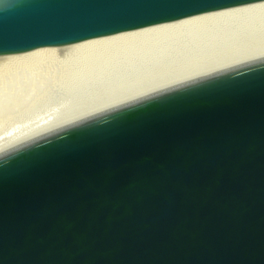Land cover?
<instances>
[{
	"label": "water",
	"instance_id": "95a60500",
	"mask_svg": "<svg viewBox=\"0 0 264 264\" xmlns=\"http://www.w3.org/2000/svg\"><path fill=\"white\" fill-rule=\"evenodd\" d=\"M264 0H0V56ZM0 264H264V56L0 149Z\"/></svg>",
	"mask_w": 264,
	"mask_h": 264
},
{
	"label": "bare ground",
	"instance_id": "6f19581e",
	"mask_svg": "<svg viewBox=\"0 0 264 264\" xmlns=\"http://www.w3.org/2000/svg\"><path fill=\"white\" fill-rule=\"evenodd\" d=\"M261 56H264V2L168 26L0 56V68L6 69L16 64L31 66L43 59L54 64L51 68L59 79L57 102L63 108L59 116L21 133L0 145V149L111 101Z\"/></svg>",
	"mask_w": 264,
	"mask_h": 264
},
{
	"label": "rangeland",
	"instance_id": "374dc122",
	"mask_svg": "<svg viewBox=\"0 0 264 264\" xmlns=\"http://www.w3.org/2000/svg\"><path fill=\"white\" fill-rule=\"evenodd\" d=\"M43 60L0 68V145L62 114L54 64Z\"/></svg>",
	"mask_w": 264,
	"mask_h": 264
}]
</instances>
